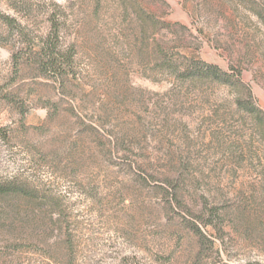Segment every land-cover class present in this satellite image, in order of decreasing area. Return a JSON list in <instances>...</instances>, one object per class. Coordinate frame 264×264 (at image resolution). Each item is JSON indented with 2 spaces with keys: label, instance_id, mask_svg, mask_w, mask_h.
<instances>
[{
  "label": "rangeland",
  "instance_id": "1",
  "mask_svg": "<svg viewBox=\"0 0 264 264\" xmlns=\"http://www.w3.org/2000/svg\"><path fill=\"white\" fill-rule=\"evenodd\" d=\"M0 10L22 20L33 51L59 30L47 71L0 47V181L37 191L40 228L69 229L81 263L264 264V0ZM141 10L167 24L156 41ZM199 61L230 81L177 73ZM6 245L0 221V264ZM25 248L17 263L45 260Z\"/></svg>",
  "mask_w": 264,
  "mask_h": 264
},
{
  "label": "trees",
  "instance_id": "2",
  "mask_svg": "<svg viewBox=\"0 0 264 264\" xmlns=\"http://www.w3.org/2000/svg\"><path fill=\"white\" fill-rule=\"evenodd\" d=\"M20 3H22L20 1ZM17 9V4H14ZM17 11V10H16ZM139 18V19H138ZM138 20L146 23L154 30L160 25H167L156 15L150 12L138 11ZM57 23L50 25V32L43 45L38 46L33 51L26 38L25 26L22 20L14 14H9L0 10V47H10V58L15 66L25 55L33 56V60L38 65V69L47 71L49 68H55L58 65V59L55 57V47L58 40ZM180 76L200 74L218 79L222 82L230 81V75L216 64L203 61L193 62V65L185 66L177 72ZM36 190L29 188L19 176L15 175L10 179L0 181V221L6 227L7 245L5 252L9 257L8 264H89L88 262L77 261V250L74 242V235L69 229L63 231V234L52 237L47 230V224L40 228L42 221L35 213V202L37 200ZM23 202V203H22ZM21 204H25L29 211L23 212ZM40 228V229H39ZM50 242V243H49ZM37 253L39 257L45 259L39 262H21L20 255L29 252ZM114 264H146L129 257H123Z\"/></svg>",
  "mask_w": 264,
  "mask_h": 264
}]
</instances>
